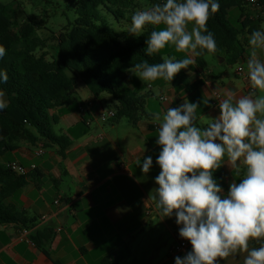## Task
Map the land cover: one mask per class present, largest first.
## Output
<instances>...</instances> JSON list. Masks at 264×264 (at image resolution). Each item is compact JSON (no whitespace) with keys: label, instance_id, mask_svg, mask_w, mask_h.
Listing matches in <instances>:
<instances>
[{"label":"crops","instance_id":"0c3cea01","mask_svg":"<svg viewBox=\"0 0 264 264\" xmlns=\"http://www.w3.org/2000/svg\"><path fill=\"white\" fill-rule=\"evenodd\" d=\"M254 9L248 5L243 17L238 9L239 25L247 23L248 16L253 22L240 29L243 53L235 64L227 62L224 52L195 56L196 63L180 71L187 85L178 87L158 79L147 82L143 88L138 79L131 83L130 73L126 84L144 103L136 125L127 118L99 120L103 110H115L117 101L108 94L94 97L82 81L73 77L76 85L72 104L51 110L58 119L55 133L72 141L65 154L61 155L56 145H50L45 148V155L38 156V146L21 145L0 158L2 165L16 161L29 168L27 184L6 201L17 212L24 213L26 224H0V264H102L123 251L128 252V257L120 264H175L177 256L191 251L190 243L179 236L175 215L163 218L152 200L158 187L155 177L160 171L155 163L160 152L155 143L158 122L152 114L163 113L188 100L200 105L197 123L205 126L210 118L219 115L216 105L226 91L239 96L251 90L246 69L248 38L252 31L264 28L263 23L256 21L259 12L254 13ZM159 54L176 59L186 56L176 52L171 44ZM260 58L264 60V53ZM199 60L206 62L205 69ZM200 80L203 83L197 87ZM87 101H93V105L82 114L80 106ZM89 118L94 122L88 126ZM148 156L153 165L144 174L141 167ZM138 160L140 165L136 164ZM33 165L35 169L31 168ZM220 170L225 187L222 189L227 193L230 183H238L240 177L227 164ZM45 215L49 218L42 221ZM183 241L187 245L181 252H171ZM249 247H259V243L250 241ZM245 255L229 256L219 264H243Z\"/></svg>","mask_w":264,"mask_h":264},{"label":"clouds","instance_id":"9594fccd","mask_svg":"<svg viewBox=\"0 0 264 264\" xmlns=\"http://www.w3.org/2000/svg\"><path fill=\"white\" fill-rule=\"evenodd\" d=\"M219 9L217 0H163L136 10L127 32L139 37L152 29L146 56L159 54L169 44L186 56L165 57L161 63L145 60L128 71L143 82H171L196 63L193 57L215 54L217 43L207 24ZM248 44L251 90L239 96L226 91L216 105L219 115L207 125L197 123L200 105L188 100L152 114L158 122L155 143L160 147L155 161L160 169L155 177L158 187L152 200L163 218L175 215L180 238L191 245L175 264H219L238 253H246L243 264H264V60L260 58L264 28L252 31ZM5 55L0 44V59ZM8 79L6 70L0 69V84ZM8 107L6 92L0 89V110ZM225 164L240 177L238 183H230L227 193L213 175ZM152 165V157H146L142 172L147 174ZM250 241L259 247L250 248Z\"/></svg>","mask_w":264,"mask_h":264},{"label":"trees","instance_id":"16d2710c","mask_svg":"<svg viewBox=\"0 0 264 264\" xmlns=\"http://www.w3.org/2000/svg\"><path fill=\"white\" fill-rule=\"evenodd\" d=\"M158 0H149L157 3ZM220 9L213 14L207 28L214 34L219 55L224 52L227 62L235 64L243 50L240 45V29L232 26L228 19L232 8L241 10V17L248 5L258 9L256 21L264 24V0L256 4L248 0H217ZM138 9L135 0H76L77 19L71 29L55 36L57 55L49 58L46 51L48 39L38 35L45 28L43 21L25 20L18 30L8 13L10 5L0 7V44L6 48V55L0 59V69L8 74L7 83L0 84L6 92L9 107L0 110V158L17 150L21 145L44 148L56 145L64 155L72 141L57 135L54 126L58 123L51 110L68 106L73 102L75 80L82 81L94 97L108 94L117 101L115 121L127 118L136 125L143 109V98L126 84L128 69L136 63L147 60L161 63L160 54L145 55L146 39L152 30L136 37L127 29L131 15ZM101 11L111 16L117 25L125 24L124 30L114 29L102 20ZM263 15V16H262ZM247 27L253 21L247 17ZM205 69L206 62L199 60ZM175 87L187 85L185 75L179 72L169 82ZM202 80L195 85H202ZM214 179L225 188L222 171H214ZM27 184V176H20L0 163V224H26L24 213L7 205V199ZM128 257L123 251L116 258L105 259L102 264H120Z\"/></svg>","mask_w":264,"mask_h":264},{"label":"rangeland","instance_id":"374dc122","mask_svg":"<svg viewBox=\"0 0 264 264\" xmlns=\"http://www.w3.org/2000/svg\"><path fill=\"white\" fill-rule=\"evenodd\" d=\"M138 5L137 10L146 9L149 6V0H135ZM76 0H0V7L10 5L11 10L8 15L11 17L18 30L25 20H34L35 22L43 21L45 28L39 30L38 35L47 38L49 43L46 51L49 58L57 55L55 36L60 32L71 29L77 19L75 12ZM260 12L254 9V13ZM102 20L114 29L124 30L125 24L117 25L111 16L101 11ZM263 16V15H262ZM229 21L232 26L242 29L239 25L238 9L234 8L229 13ZM135 79L141 83V87H145L147 82H143L138 76L131 74L130 81L133 84ZM103 104L104 101L102 100Z\"/></svg>","mask_w":264,"mask_h":264},{"label":"built area","instance_id":"2783aa9c","mask_svg":"<svg viewBox=\"0 0 264 264\" xmlns=\"http://www.w3.org/2000/svg\"><path fill=\"white\" fill-rule=\"evenodd\" d=\"M249 3L251 4H256V0H248ZM238 71H241V68H239ZM216 96L219 97V94L216 93ZM162 100H165V98H162ZM93 105V101H87L85 103H83L80 106V112L82 114H86L89 110V108ZM116 117V111L114 109H108V110H103L99 116V120L103 121V122H109L110 120L115 119ZM93 119L89 118L86 121V124L92 125L93 123ZM99 137L101 138L102 136L99 135ZM38 156H43L46 154V149L43 147V143H39L38 144V151L36 153ZM7 169H9L10 171L20 175V176H28L29 174V168L25 167L24 165L20 164L19 162H9L6 165ZM32 169H35L36 166L33 165L31 166ZM55 204L59 205L60 201L56 200ZM49 218V216L45 215L41 218L42 221H45ZM60 230V229H59ZM187 243L185 241L175 245L171 252H181L185 247H186Z\"/></svg>","mask_w":264,"mask_h":264}]
</instances>
